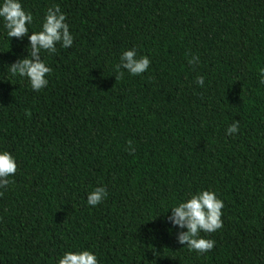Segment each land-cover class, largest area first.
<instances>
[{
	"label": "trees",
	"instance_id": "trees-1",
	"mask_svg": "<svg viewBox=\"0 0 264 264\" xmlns=\"http://www.w3.org/2000/svg\"><path fill=\"white\" fill-rule=\"evenodd\" d=\"M21 3L30 32L56 5L74 39L41 53L51 75L34 92L7 71L27 38L0 29V150L17 161L0 188V264H56L68 250L98 264H264V0ZM132 48L149 69L116 80ZM101 186L107 198L88 206ZM202 189L224 206L198 254L165 216Z\"/></svg>",
	"mask_w": 264,
	"mask_h": 264
},
{
	"label": "clouds",
	"instance_id": "clouds-1",
	"mask_svg": "<svg viewBox=\"0 0 264 264\" xmlns=\"http://www.w3.org/2000/svg\"><path fill=\"white\" fill-rule=\"evenodd\" d=\"M65 21L66 15L59 6L54 5L46 10L40 30L30 32L33 15L24 10L21 0H0V29L3 35L10 40L17 38L23 42L27 38L28 41L27 57L7 65L11 77L27 80L34 92H39L48 85L51 68L41 58V53L52 55L57 52V45L64 49L73 45L74 37ZM198 62L196 56L188 61L189 64ZM150 63L147 56H138L135 48L124 50L116 65L115 78L117 80L124 75V71L121 70H126L131 76H140L149 69ZM258 78L259 83L264 85V68L259 70ZM195 83L202 87L203 77L197 76ZM239 127L240 122L233 120L225 130L226 135L236 134ZM16 171L15 157L8 151L0 150V188L8 186L10 183L8 177L14 175ZM107 195L105 187H96L87 194V205L90 207L100 205ZM223 206L222 200L214 191L202 189L173 204L166 213V223L177 229L175 238L178 244L186 245L191 252L203 254L213 249L215 241L202 237L201 233H214L221 228ZM56 264H98V257L89 250H68L56 258ZM152 264H155V261H152Z\"/></svg>",
	"mask_w": 264,
	"mask_h": 264
}]
</instances>
